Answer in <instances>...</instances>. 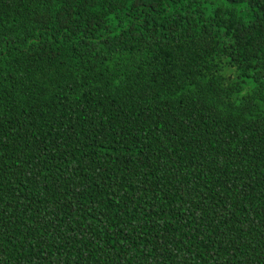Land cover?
<instances>
[{"label": "trees", "instance_id": "1", "mask_svg": "<svg viewBox=\"0 0 264 264\" xmlns=\"http://www.w3.org/2000/svg\"><path fill=\"white\" fill-rule=\"evenodd\" d=\"M0 264H264V0H0Z\"/></svg>", "mask_w": 264, "mask_h": 264}]
</instances>
